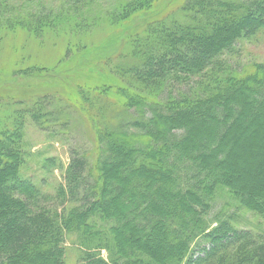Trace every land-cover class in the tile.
<instances>
[{
  "label": "trees",
  "instance_id": "trees-1",
  "mask_svg": "<svg viewBox=\"0 0 264 264\" xmlns=\"http://www.w3.org/2000/svg\"><path fill=\"white\" fill-rule=\"evenodd\" d=\"M154 1L0 0V62L11 56L0 73L56 81L91 32ZM15 30L23 38L6 51ZM259 32L264 0H185L98 63L119 85L72 82L60 98L0 102V264H65L67 235L85 264H264V233L237 226L239 210L264 217V63H230L239 41ZM73 106L92 148L72 153L47 194L20 175L26 118L66 126Z\"/></svg>",
  "mask_w": 264,
  "mask_h": 264
},
{
  "label": "rangeland",
  "instance_id": "rangeland-1",
  "mask_svg": "<svg viewBox=\"0 0 264 264\" xmlns=\"http://www.w3.org/2000/svg\"><path fill=\"white\" fill-rule=\"evenodd\" d=\"M45 1H52V5L58 7L63 0ZM98 1L102 5H107L114 3L115 0ZM184 1L155 0L154 6L149 11L137 15L129 22L121 26L113 27L114 29L112 30L107 29L106 31L97 30L91 32L87 36V41L84 40L85 43L89 44L86 53L76 56L73 59H66L63 62L60 61L63 69L62 76H58L56 81L44 80L40 75L24 78L14 77L9 73H0V102L5 104L10 103L16 109L18 101L30 104L39 96L46 94H53L58 98H60L59 96L68 95L67 85L73 86V84H78L83 89L96 88L104 84L119 85L122 81L115 77L112 72H107L110 71V68L105 72L98 63L102 61L106 62L115 57L124 39L133 32L139 31L145 22L159 18L163 14H168ZM9 2L12 5L16 4L20 6L24 0H9ZM8 37H14L15 39L9 45L5 44L6 51H10L12 45H17L22 40L23 35L21 31H16ZM53 50L54 48L51 51ZM6 54L2 55L4 58L0 62V69L10 67V63L5 62L11 56L9 52ZM58 54L60 55L61 53ZM41 56L40 59L37 57L36 60H44L42 58L43 56ZM56 60H58V56H56L54 61L52 60L53 65L57 63ZM78 62H90L91 64H95L96 67L91 65V67H83L79 64L77 65ZM230 63L238 67L253 63H264V32H259L250 39L246 38L239 41L234 49V53L230 55ZM72 82L74 83L71 84ZM88 125L87 118L83 113L77 112L74 106L70 110L69 122L66 126H61V122L51 121V123L44 127L45 129H40L30 118H26L24 141L26 149L30 154L20 169L21 177L31 180L40 191L53 195L58 184L63 183V173L69 164L72 153L76 152L77 156H79L92 148L93 135ZM58 166L61 167L59 168ZM214 205L215 208L212 210L211 215L219 207L220 202L217 201ZM239 213L242 220L238 223V228L264 233V217H259L251 212H244L243 210H239ZM64 248L65 264H85L81 260L82 253L79 250V245L74 235H67L65 237ZM102 256L106 258V253L102 252Z\"/></svg>",
  "mask_w": 264,
  "mask_h": 264
}]
</instances>
